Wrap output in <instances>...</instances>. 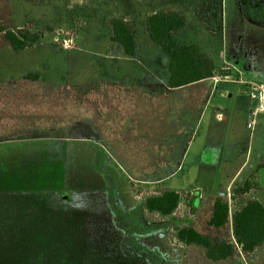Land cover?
<instances>
[{
  "label": "rangeland",
  "instance_id": "obj_1",
  "mask_svg": "<svg viewBox=\"0 0 264 264\" xmlns=\"http://www.w3.org/2000/svg\"><path fill=\"white\" fill-rule=\"evenodd\" d=\"M156 2L0 0V264H212L137 205L198 194L195 212L184 197L180 223L235 242L231 219L209 226L215 201L231 214L264 204V114L249 99L264 81V28L235 26L229 8L223 21L184 12L192 26L179 45H210L216 69L233 74L211 98L210 82L171 91L170 60L146 29L167 3ZM115 18L134 22L136 57L113 42ZM1 28L40 39L15 52ZM247 182L253 190L231 200ZM220 264H264V247Z\"/></svg>",
  "mask_w": 264,
  "mask_h": 264
},
{
  "label": "trees",
  "instance_id": "obj_2",
  "mask_svg": "<svg viewBox=\"0 0 264 264\" xmlns=\"http://www.w3.org/2000/svg\"><path fill=\"white\" fill-rule=\"evenodd\" d=\"M113 42L120 45L124 53L134 57L137 53L135 24L131 20L115 18L111 20ZM189 21L186 14L179 10L161 9L146 19V29L151 40L161 44L170 60L169 85L180 88L215 76V65L211 56L196 46H180L174 34L187 29ZM4 40L15 52L23 51L28 44H36L40 36L25 28L5 30ZM221 77L231 75L230 69L219 71ZM253 190L250 182L234 189L231 200L244 197ZM184 197L192 205L193 211L199 203V195L189 193L183 196L175 190H165L144 197L143 210L149 217L174 223L173 236L180 244L199 250L212 264L229 262L242 254L248 259L255 258L264 247V204L252 199L232 214L229 202L218 198L213 206L209 226L223 228L232 220V232L235 242L212 238L197 228L180 223L179 210Z\"/></svg>",
  "mask_w": 264,
  "mask_h": 264
},
{
  "label": "crops",
  "instance_id": "obj_3",
  "mask_svg": "<svg viewBox=\"0 0 264 264\" xmlns=\"http://www.w3.org/2000/svg\"><path fill=\"white\" fill-rule=\"evenodd\" d=\"M156 1H158V0H155V2ZM159 1L163 2V3L167 2L162 7V9H168L169 8L171 10L172 7H177V8H179V10H181L185 13L191 12V13H197V14H200V13H203V14L210 13L211 14L214 12H219L222 15V18H221L222 21L224 20L223 14L228 12L227 9L229 8L230 13H234L232 20H233V23L235 26H240V25L243 26V23L246 25L247 22H250V24H248V25H254L255 28H264L263 27L264 24H262V21H264V0H192L193 4H188L187 0H159ZM212 9H214V10H212ZM244 15L246 16V18H244ZM188 21H189L188 28L185 30L179 31V32H185L191 28L192 21L189 18H188ZM199 21L204 22V20L203 21L199 20ZM177 33L174 34L175 39H176ZM137 47H138V44H137ZM198 48L201 49V51H203L207 55L211 56L213 61H214V52L211 51L210 45L204 49L201 48V46H198ZM137 53H138V49H137ZM137 53H136V55H137ZM136 55L134 57H136ZM144 59L145 58L141 57L140 60L143 62ZM169 65H170V61L168 63V67H169ZM214 65H215V63H214ZM225 66L229 67L230 65L225 64ZM230 71H231L230 76L221 77L218 74L219 71L215 67V76L212 78H209V79H206L203 81H199V82H196L193 84H189V85H186V86L180 87V88H174L173 89L170 87V89H171V91H176V90H180V89H184V88H188V87H192V88L197 89L196 86L198 83L210 82L212 84V86L210 87L209 98H211L212 94L215 95V94L219 93V89H218L219 83L225 79H230L232 77L233 71L231 69H230ZM169 77H170V73H169ZM169 77H168V80H169ZM253 113H254V106H253ZM216 116H218V118H220V119L222 118L223 120H226V117L223 116L222 113H217ZM255 117H256V115H255ZM201 118H202V113H200L198 123L200 122ZM184 127L186 128L185 125H184ZM249 129L253 130L254 126H253V128H249ZM184 132H185V130H184ZM183 134H181V135L184 136ZM26 136H42V135H41V132L39 130V132L38 131L33 132V135L31 132H29V133H27ZM167 178H169V177L167 176ZM150 182H152V181H150ZM146 183H147V181H146ZM194 190H203V189L200 187H195ZM178 192H183V191L178 190ZM137 208L138 209H135V211H137L138 213L140 211L141 212L143 211V213H144L143 204L141 202L137 205ZM135 211L133 209H131V213H133V212L135 213Z\"/></svg>",
  "mask_w": 264,
  "mask_h": 264
},
{
  "label": "built area",
  "instance_id": "obj_4",
  "mask_svg": "<svg viewBox=\"0 0 264 264\" xmlns=\"http://www.w3.org/2000/svg\"><path fill=\"white\" fill-rule=\"evenodd\" d=\"M249 99L254 104V114H264V81L252 82ZM254 123H249L248 127L253 128Z\"/></svg>",
  "mask_w": 264,
  "mask_h": 264
}]
</instances>
